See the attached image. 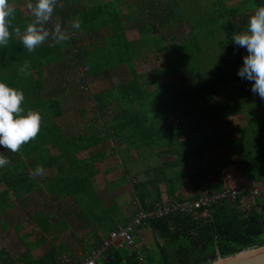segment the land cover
<instances>
[{
    "label": "trees",
    "instance_id": "obj_1",
    "mask_svg": "<svg viewBox=\"0 0 264 264\" xmlns=\"http://www.w3.org/2000/svg\"><path fill=\"white\" fill-rule=\"evenodd\" d=\"M24 1L34 2L8 0L10 5ZM229 1L215 0L203 12L204 8H192L185 0H57L46 27L52 31L60 23L70 39L57 43L49 38L33 52L22 46L21 37L34 17L15 7L11 38L5 48H0V81L21 90L25 97L22 107L39 113L41 122L37 136L24 143L18 152L0 149V154L10 161L0 168V228L7 226L4 218L10 212L30 208L31 195L35 192L48 194L56 201L72 198L79 206L73 211L74 216L86 227L92 222L95 241L84 244L83 253L84 257L89 256L119 223H128L136 213L126 216L119 203L107 206L95 186L98 163L107 154L99 151L85 158L79 156L109 141L115 143L116 153L121 155L125 166L120 185L136 172L137 180L132 182L133 200L145 209L164 203L162 184L166 185L169 202L185 199L181 191L187 180L195 184L196 194L192 198L203 195L205 190L198 183L202 175L214 174L218 180L209 192L222 191L229 161L226 155L207 161V153L215 142L225 147L230 141L232 152L238 154L247 176L264 183V111L261 110L264 100L251 91L252 82L237 75L247 52L232 41V36L245 28L248 16L257 6L264 5V0H235L228 4ZM76 18L82 21L80 29L72 28ZM182 22L190 24L188 36L177 39L176 33L164 31L171 23ZM133 29L140 32L137 40L129 38L128 32ZM214 35H219L216 44L210 41ZM85 40L90 41L83 43ZM210 44L220 50L217 61L225 68L230 67L227 74L209 69L215 66L204 56L206 50L215 48ZM71 45L78 49V63L86 69L81 78L85 84L89 78L111 80L113 70L122 66L131 73L127 81L93 94L103 121L95 119L81 134H70L58 122L65 114L59 88L72 91L80 90V86L69 89L63 82L59 83L61 86L53 82L54 68L66 63ZM153 48L168 64L154 70L153 75L142 74L136 60L147 57ZM25 63L29 65L27 74L20 71ZM193 80L198 81L194 88H178ZM224 94L226 97L220 100ZM172 111L181 114V121L169 122L168 114ZM239 114L246 116V124L237 128L234 136L214 133V125L220 119ZM194 121L200 137L197 143L186 133ZM184 135L187 138L183 139ZM132 150L139 153L142 162L153 156L159 159L174 156L175 160L150 164L143 171L142 167L128 170V152ZM189 163L195 167L182 168ZM49 168L55 169L56 174L42 178ZM246 193L240 191L234 201L211 204L207 218L171 213L149 219L141 228L152 231L153 246L135 232L134 249L111 248L98 264H207L220 256L263 245L264 193L255 198L250 208L242 202ZM56 212L60 211L53 212L46 205L30 214L37 228L27 229L23 223L19 224L18 231L28 251L14 257L5 247L0 248V264H68L64 263L63 254L79 264L81 259L61 238L63 231L73 230L74 226L68 216L53 220ZM37 232L42 233L39 240L35 237ZM48 240L56 244L37 256L34 251Z\"/></svg>",
    "mask_w": 264,
    "mask_h": 264
},
{
    "label": "rangeland",
    "instance_id": "obj_2",
    "mask_svg": "<svg viewBox=\"0 0 264 264\" xmlns=\"http://www.w3.org/2000/svg\"><path fill=\"white\" fill-rule=\"evenodd\" d=\"M186 5L192 6V8H204L203 12H206V9H210L212 2L215 0H185ZM235 0H231L228 2V4L234 3ZM29 2L24 1L21 4L19 3H13L10 6L13 8L19 6L23 13L26 15L32 14L31 10L28 7ZM209 7V8H208ZM202 10V9H200ZM165 32H174L177 34V39H182L185 36H188L190 34V24L188 22H182V23H171L170 27L168 29L164 30ZM81 35V31L79 32ZM129 38L131 40H137L140 37V32L138 29H133L128 32ZM221 36V35H220ZM78 39L79 35L77 34ZM219 40V35H214L211 37L210 41L213 44H216ZM90 40H85L83 43L89 42ZM79 44V43H78ZM210 46L213 48L214 45ZM70 54L66 57V63L61 65L59 68H54V72L56 75L53 77V82H57V86H61L59 83L63 82L67 88L70 89V87H78L80 86V90H66L59 88L61 92V97L63 98V107L65 114L58 118L59 124L63 126V128L73 134H81L82 132H85L88 130V127H90L91 123L95 119H99L100 121H103L96 110L95 101L93 100V94L97 93L103 89L112 87L116 83L124 82L130 79L131 73L130 70L126 66L118 67L113 70L112 73V79H92L89 78L87 80V83H83L81 81V78L85 75V67L80 65L78 63L77 58V52L73 45H71ZM220 54V50L218 47H215L212 50H206V53L204 56L209 60V62H214L215 66H212L209 68L214 73H228L231 71L230 67L226 65V68L222 66L221 61H217V55ZM213 59L215 61H213ZM168 64L167 60L162 57L161 53H157L156 48H153L151 52H148V56L141 57L136 60V65L140 73L142 74H149L153 75L154 70L159 68L162 65ZM228 70V71H227ZM49 75L51 76V73L49 70H47ZM173 79V78H172ZM198 83V81L193 80L189 81L186 84H180L179 89H190L194 88V86ZM227 94H224L220 96V100H223L226 97ZM258 101L260 99H257ZM262 100V99H261ZM261 110L264 111V103L261 102ZM169 116V122H179L181 121V114L178 111H172L168 114ZM196 122L190 123V126L186 128V133H189V136H191L192 141L194 140V143H197L200 137L197 135V129L193 126ZM246 123V116L244 114L239 115H233L230 118H222L220 119L214 126L219 129V131L223 130L226 134L229 136L235 135V128L238 126H241ZM183 139L187 138L186 135ZM104 146V145H103ZM102 145L96 147L95 149L100 150ZM111 146V144H110ZM108 147V146H107ZM226 147V146H225ZM91 151L90 153H92ZM116 155V154H115ZM118 155V154H117ZM224 155L228 156L229 166L225 168L224 170V177H225V189L229 188H236L238 191H244L247 192L246 195L243 197V205L245 207L250 208L251 205L254 204L255 198L260 195V193H264V183L255 181L253 178H249L246 174V171L242 165L241 159L239 158L238 154L233 153L232 149L230 147H214L212 150H210L207 153V161H212L215 159H219L220 157H224ZM138 157L139 153L136 155ZM116 166L118 169H121V163L119 160V157H114L111 159L110 165ZM194 166V163H191L188 165V167ZM183 168V167H182ZM185 168V167H184ZM121 173V172H120ZM54 174V172H53ZM117 176V174L115 175ZM133 180L131 182H134V180H137V177L132 176ZM102 180V178L100 179ZM198 183H201L204 190L208 191L210 186L217 183L218 180L214 176V174H211L209 176H199L198 177ZM117 184H120V180L116 181ZM101 188L105 189V183L104 181H101ZM255 190H258V193H254ZM120 191V192H119ZM119 191H115L111 194L110 197H107L108 195H104V200L108 205H113V203H119V205L122 207L123 212L126 216H128V185L127 187L121 188ZM133 192V189L130 187L129 192ZM183 196L185 198L192 197L196 194V190L193 187H190L188 189H185L183 192ZM131 195V194H130ZM46 195L35 193V197L32 199V203L30 205V208L28 210H13L9 213L8 216H5L4 221L7 224L6 227L0 228V248L5 247L14 257H20L24 253L28 251V248L26 244L24 243L23 239L21 238L18 227L19 224L23 223L24 226L27 229H33L37 228L36 224L32 221L30 214H33L34 212L44 209L46 207L47 200L45 199ZM131 200H133L131 198ZM168 202V201H167ZM74 204V205H73ZM71 205V209L77 210L79 206L77 203H73ZM137 209V204L133 203L131 204L130 208V215H134V212ZM75 218V222H77V218ZM122 224V223H119ZM79 227V226H78ZM80 232L81 228H77ZM139 235L141 236V240L144 241L146 244L153 246L154 244V235L152 231L149 228L142 227L139 231ZM42 236V233L38 232L36 234V240H39ZM67 237V234H64L62 236V239ZM48 244L47 246L43 245L41 249L35 252L37 256H42L46 252H48L53 246ZM131 249V248H129ZM134 249V248H132ZM84 247L78 245L74 249V253L78 259H81V262L79 264H82L83 261L88 257H84ZM63 259L69 258L67 254L62 255ZM83 256V257H82Z\"/></svg>",
    "mask_w": 264,
    "mask_h": 264
},
{
    "label": "clouds",
    "instance_id": "obj_3",
    "mask_svg": "<svg viewBox=\"0 0 264 264\" xmlns=\"http://www.w3.org/2000/svg\"><path fill=\"white\" fill-rule=\"evenodd\" d=\"M57 0H34L28 7L34 17L23 31L21 43L28 52H33L46 40L51 38L59 43L67 41L70 36L62 24L56 23L52 31L46 27L52 19ZM16 9L8 0H0V48H5L11 38V21ZM82 21L76 18L72 28L80 29ZM17 31H19L17 29ZM232 41L246 49L242 66L237 75L252 82L251 91L264 100V5L257 6L248 16L244 29L232 36ZM29 65L25 63L21 73H28ZM25 97L21 90L0 81V149L18 152L21 146L34 139L40 131L41 116L39 113L22 107ZM10 163L9 158L0 154V168Z\"/></svg>",
    "mask_w": 264,
    "mask_h": 264
},
{
    "label": "crops",
    "instance_id": "obj_4",
    "mask_svg": "<svg viewBox=\"0 0 264 264\" xmlns=\"http://www.w3.org/2000/svg\"><path fill=\"white\" fill-rule=\"evenodd\" d=\"M230 117H232V116H229L228 118H230ZM224 118H227V117H224ZM245 124L236 127L234 130L244 126ZM216 129H218V128H216V127L214 128V133H217V132L223 133L224 132L223 130L219 131V129L218 130H216ZM70 134H73V133H70ZM227 140L228 139H226V142H227ZM110 144H111V146H110ZM103 145H102L103 147L100 150L92 148V149L83 151L82 153L79 154V156L82 157V158H85V157H88L91 154L97 153L99 151H104L107 154V158L98 163L99 172H98V174L96 176V179H95V186H96L98 192L100 193L101 197L104 200V195H108L107 197H110L113 192L119 191L121 188L127 187V185H128V216H131L130 215V212H131L130 208H131V204L133 203V200H131V198L132 199L134 198V192H132V191L129 192V188L131 187L133 189L132 182H131L133 180V178H131V177L132 176L136 177L137 173L134 172L132 175H128V182L125 183L124 185L117 184L116 183L117 180H120V182H121L124 179L123 175L125 173V166L123 165V162H122V159H121V155L116 153L117 152L116 151V146H115V143L113 141H109V142H107V143H105ZM214 147H223V146L221 144L215 142L214 144L211 145L210 150H212ZM226 147H230V141H228V143L226 144ZM91 151H93V152L90 153ZM137 154H138V152L136 150H132L131 152H128V170L130 168H133V170L136 171V170H138L139 167H142L141 171H143L150 164L154 165V164H157L159 161L175 160L174 156L166 157V158H162V159H159L157 156H153V157L148 158V159H146L145 161L142 162V161H140V158L138 156H136ZM117 156L119 157V160H120V163H121V166H122L121 169H118L113 164L110 165L111 159L114 158V157H117ZM189 164H191V163H189ZM189 164H186L184 166L185 168L183 167V169L191 170L193 167H195V165L188 167ZM53 172H54V174H53ZM55 174H56V170L52 169V168H49L48 170H46V171H44L42 173V178L49 177V176H54ZM116 174H117V176H115ZM101 178H102V180H100ZM101 181H104L105 189L101 188V186H100L101 185ZM134 182H135V180H134ZM187 183L188 184L186 186H184L182 191H181L182 195L184 194L183 193L184 190L188 189L190 187H193L196 190L195 184L189 182L188 180H187ZM161 189H162V192H163L164 202L169 201V197H168V194H167V191H166V185L162 184L161 185ZM35 193H38V192H35ZM35 193H33L31 195L32 199H33V197H35ZM45 195H46L45 199L47 200L46 205L49 207V209L51 211H53V212L58 211V210L60 211V212H56L57 214L53 217V220L68 216L70 224H72L74 226L73 230L70 229V228H67L65 231H63L61 233V238H62V236L64 234H67V237L63 238L62 241L65 242L71 248V250H74L78 245L82 246V248H83V247H85L84 244H89V243H92V242L95 241V238H94V236L92 235V232H91V230L93 229V226H91L92 222L88 223L89 227H86L78 218H77L78 221L75 222V218L74 217H76V216H74V213H73V211H75V210L70 208L71 205L75 202L72 198L61 200V201H56V200L52 199L48 194H45ZM184 198H185V196H184ZM104 202H105V200H104ZM115 203H113V204H115ZM105 204L107 206H111V205H108L106 202H105ZM61 213H63V216H61ZM77 228H81L80 232L78 231ZM140 229H138V231ZM138 231H136V232L139 234ZM48 244L53 245V244H56V243H54L52 240H48L43 245L47 246ZM42 246L37 248L34 251V253L36 251H38L39 249H41Z\"/></svg>",
    "mask_w": 264,
    "mask_h": 264
},
{
    "label": "built area",
    "instance_id": "obj_5",
    "mask_svg": "<svg viewBox=\"0 0 264 264\" xmlns=\"http://www.w3.org/2000/svg\"><path fill=\"white\" fill-rule=\"evenodd\" d=\"M238 191L236 188L223 189L220 192L211 193L205 191L197 198H185L181 202L158 203L150 209H145L137 202V209L134 218L128 223L119 224L113 230L104 243L93 249L92 253L83 261L82 264H98L99 259L111 248L127 247L135 248L136 240L134 233L141 228L143 223L152 218L162 217L171 213H190L197 218H207L210 216L209 206L215 202L224 200L234 201L237 199ZM254 193H258L255 190ZM201 209H204L201 212ZM74 264L70 258L64 259V263ZM76 264V263H75Z\"/></svg>",
    "mask_w": 264,
    "mask_h": 264
},
{
    "label": "water",
    "instance_id": "obj_6",
    "mask_svg": "<svg viewBox=\"0 0 264 264\" xmlns=\"http://www.w3.org/2000/svg\"><path fill=\"white\" fill-rule=\"evenodd\" d=\"M207 264H264V244L241 250Z\"/></svg>",
    "mask_w": 264,
    "mask_h": 264
}]
</instances>
